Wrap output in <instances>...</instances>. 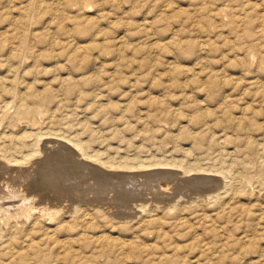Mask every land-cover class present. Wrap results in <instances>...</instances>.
Instances as JSON below:
<instances>
[{
	"label": "rangeland",
	"instance_id": "1",
	"mask_svg": "<svg viewBox=\"0 0 264 264\" xmlns=\"http://www.w3.org/2000/svg\"><path fill=\"white\" fill-rule=\"evenodd\" d=\"M31 1L0 0V202L37 207L0 264H264V0Z\"/></svg>",
	"mask_w": 264,
	"mask_h": 264
},
{
	"label": "bare ground",
	"instance_id": "2",
	"mask_svg": "<svg viewBox=\"0 0 264 264\" xmlns=\"http://www.w3.org/2000/svg\"><path fill=\"white\" fill-rule=\"evenodd\" d=\"M30 1V0H29ZM33 1V0H32ZM31 1V2H32ZM37 1L38 0H36V4H37ZM59 1V0H58ZM62 1H64V0H62ZM68 1H70L69 3H71V0H68ZM80 1V0H79ZM78 1V2H79ZM82 1H84V0H82ZM208 1V0H207ZM214 1V0H213ZM217 0H215L214 1V3L216 2ZM245 1V0H244ZM21 2V1H20ZM65 2H66V5L68 4L67 3V0H65ZM73 2V1H72ZM85 2V1H84ZM230 2V1H229ZM229 2L227 3V4H229ZM238 1H236V3H237ZM42 3V2H41ZM41 3H40V5H41ZM60 3V2H59ZM62 3V2H61ZM81 2H79V4H80ZM86 3V2H85ZM231 3L232 2H230V4L229 5H231ZM235 3V4H236ZM239 3V2H238ZM254 3V2H253ZM9 4V3H8ZM35 4V5H36ZM63 4V3H62ZM72 4V3H71ZM71 4H69V5H71ZM77 4V3H76ZM76 4L73 6V7H75L76 6ZM82 4V3H81ZM80 4V5H81ZM233 4V3H232ZM30 5V4H29ZM179 5V4H178ZM239 5V4H238ZM31 6V5H30ZM62 6V5H61ZM68 6V5H67ZM78 6V5H77ZM76 6V7H77ZM224 6V5H223ZM223 6H221V8L223 7ZM234 6V5H233ZM237 6V5H236ZM235 6V7H236ZM243 6V5H242ZM246 6H247V4H246ZM29 7V6H28ZM36 7V6H35ZM55 7V6H54ZM220 7V6H219ZM27 8V7H26ZM47 8V7H46ZM59 8V7H58ZM58 8L57 9H55V10H58ZM234 10H235V8L234 7H232ZM248 8V7H247ZM51 9H53V8H51ZM60 9H63V8H60ZM59 9V10H60ZM78 9V8H77ZM79 9H81V8H79ZM86 9V8H85ZM219 9V8H218ZM227 9V8H226ZM229 9H231V7L229 8ZM228 9V10H229ZM35 10V9H34ZM38 10H40V9H38ZM58 10V11H59ZM74 10H76V9H74ZM82 10V9H81ZM81 10H80V14H81ZM166 10V9H165ZM164 10V11H165ZM211 10V9H210ZM224 10V9H223ZM245 9H243V11H244ZM29 11V10H28ZM57 11V12H58ZM232 11V10H231ZM230 11V12H231ZM60 12V11H59ZM64 12V11H63ZM66 12V11H65ZM219 12H221V13H224V12H222V11H219ZM226 12V11H225ZM232 12H234V11H232ZM231 12V13H232ZM235 12H236V10H235ZM26 13V12H25ZM35 13H36V11H35ZM79 13V12H78ZM217 13H218V11H217ZM259 13V12H258ZM62 13L60 12V15H61ZM65 14V13H64ZM67 14H68V12H67ZM79 14V15H80ZM224 14H226V13H224ZM234 14V13H233ZM248 14V13H247ZM264 14V13H263ZM28 15V14H27ZM169 15V14H168ZM167 15V16H168ZM223 15V14H222ZM259 15H261V14H259ZM62 16V15H61ZM74 16V15H73ZM239 16V15H238ZM243 16V15H242ZM250 16V15H249ZM264 16V15H263ZM263 16H261L262 18H263ZM67 17H69V16H67ZM66 17V18H67ZM226 17V16H225ZM227 17H229V16H227ZM232 17V16H231ZM235 18H236V16H234ZM62 18H64V16L62 17ZM78 18V17H77ZM80 18V17H79ZM241 18V17H240ZM21 19H24V18H21ZM20 19V20H21ZM26 19V18H25ZM41 19V18H40ZM71 19H72V17H71ZM71 19H69V20H71ZM74 19H76V18H74ZM73 19V21H75ZM83 18H81V20H82ZM238 19V18H237ZM236 19V20H237ZM244 19H245V16H244ZM243 19V21H245L246 22V20H244ZM17 20V19H16ZM68 20V19H67ZM230 20H231V18H230ZM235 20V21H236ZM24 21V20H23ZM26 21V20H25ZM33 21V20H32ZM64 21V20H63ZM228 21V20H227ZM261 22H262V20H260ZM259 21V22H260ZM21 22V21H20ZM71 22V21H70ZM147 22V21H146ZM234 21H231V23H230V26H231V24L233 23ZM260 22V23H261ZM31 23V22H30ZM77 23H78V21H77ZM144 23V22H143ZM149 23V22H148ZM151 23V22H150ZM154 23V22H153ZM14 24V23H13ZM16 24V23H15ZM20 24V23H19ZM72 24V23H71ZM74 24H75V22H74ZM74 24H72V25H74ZM87 24V23H86ZM86 24H83V25H85L84 27H86ZM233 25V24H232ZM260 25H262V24H260ZM17 26H18V23H17ZM24 26V25H23ZM80 26V25H79ZM91 26V25H90ZM94 26V25H93ZM236 26V25H235ZM251 26V25H250ZM83 26L81 27V28H83L84 30H86L85 32H87V29H85ZM229 27V26H228ZM237 27V26H236ZM248 27V26H247ZM18 28H19V26H18ZM26 28V27H25ZM80 28V27H79ZM93 28V27H92ZM249 28H251V27H249ZM72 29V28H71ZM76 29H78V26H77V28ZM244 29V28H243ZM37 30V29H36ZM74 30V29H73ZM24 31V30H23ZM67 31V30H66ZM70 31V30H69ZM83 31V30H82ZM81 31V32H82ZM22 32V31H21ZM25 32V31H24ZM68 32V31H67ZM74 32H75V30H74ZM74 32H73V34H74ZM77 32H79V31H77ZM26 33V36H27V32H25ZM72 33V32H71ZM243 33V32H242ZM249 33V32H248ZM247 32H246V34H248ZM79 34V33H78ZM85 35V34H84ZM260 35V34H259ZM20 36V35H19ZM44 36V35H43ZM83 36V35H82ZM244 36V35H243ZM22 37V36H21ZM20 37V38H21ZM25 36H23V38H24ZM29 37V36H28ZM250 37H251V35H250ZM34 38V37H33ZM41 38V37H40ZM22 39V38H21ZM48 39V38H47ZM249 39V38H248ZM25 39H23V41H24ZM55 40V39H54ZM254 41V40H253ZM67 42V41H66ZM243 43V42H242ZM23 44H25V42L23 43ZM262 44V43H261ZM79 45V44H78ZM203 45V44H202ZM24 46V45H23ZM253 47H255V46H253ZM257 47V46H256ZM18 48H19V46H18ZM28 49H29V47H27ZM80 48H81V46H80ZM202 48V47H201ZM254 49V48H253ZM256 49V48H255ZM34 50V49H33ZM248 50V49H247ZM18 51V50H17ZM28 51V50H27ZM252 51V50H251ZM254 51V50H253ZM16 52V51H15ZM25 52V51H24ZM31 51H29V53H30ZM34 52V51H33ZM12 53V52H11ZM47 53V52H46ZM31 54V53H30ZM16 55V54H15ZM121 55V54H120ZM12 56H13V54H12ZM17 56V55H16ZM37 56V55H36ZM56 56V55H55ZM11 57V56H10ZM18 57V56H17ZM27 57V56H26ZM44 57V56H43ZM248 57V56H247ZM37 58H38V56H37ZM10 59V58H9ZM17 59V58H16ZM31 59V58H30ZM37 60V59H36ZM35 60V61H36ZM21 63V62H20ZM24 64V63H23ZM4 66V65H3ZM34 67V66H33ZM36 67V66H35ZM13 71V70H12ZM9 72V71H8ZM196 73V72H195ZM14 74H16V73H14ZM16 78V77H15ZM18 78V77H17ZM21 78V77H20ZM19 78V79H20ZM64 78V77H63ZM63 78H62V80H63ZM2 79V78H1ZM4 79V78H3ZM6 79V78H5ZM8 79V78H7ZM66 79V78H65ZM17 80V79H16ZM2 80H0V82H1ZM11 81H13V80H11ZM65 81V80H64ZM74 81V80H73ZM259 81V80H258ZM18 82V81H17ZM74 82H76V81H74ZM33 83V82H32ZM65 83V82H64ZM64 83H62V84H64ZM2 84V83H1ZM0 84V85H1ZM3 84H4V82H3ZM3 84L1 85V86H3ZM17 84V83H16ZM66 84V83H65ZM4 85H6V84H4ZM12 85H14L15 86V84H12ZM11 85V86H12ZM78 85V84H77ZM259 85V84H258ZM7 86V85H6ZM9 86V85H8ZM7 86V87H8ZM63 86V85H62ZM18 87H19V85H18ZM223 87V86H222ZM37 88V87H36ZM3 89H5V87H3ZM2 88H1V90H3ZM11 89V88H10ZM16 89V88H15ZM39 89V88H38ZM8 91H9V89H7ZM12 90H13V86H12ZM18 90V89H17ZM16 90V91H17ZM25 90V89H24ZM30 90H31V88H30ZM44 91V90H43ZM4 92V91H3ZM10 92V94H11V92H13V91H9ZM15 92V91H14ZM13 92V93H14ZM32 92V91H31ZM39 92V91H38ZM8 93V92H7ZM4 94V93H3ZM2 94V95H3ZM6 94V93H5ZM16 93H14L13 95H15ZM56 94V93H55ZM1 95V94H0ZM17 95V94H16ZM22 95V94H21ZM24 95V94H23ZM230 96V95H229ZM3 97V96H2ZM16 97V96H15ZM31 97L33 98V99H37V100H39V101H41L42 102V105L45 107V109H49V106H50V104L52 103V101H53V94L51 93V92H47V93H42V94H38V93H32L31 94ZM1 98V97H0ZM12 98L14 99V97L12 96ZM17 98H18V96H17ZM22 98H24L23 96H22ZM18 99H21V98H18ZM31 100V99H30ZM7 101H9V100H7ZM19 101H21V100H19ZM10 102V101H9ZM15 102V101H14ZM54 102V101H53ZM15 103H17V102H15ZM19 104V103H18ZM21 104H23V103H20V105ZM61 104V103H60ZM9 105V104H8ZM59 105V104H58ZM17 106V105H16ZM27 107V106H26ZM52 107V106H51ZM4 108V107H3ZM17 108V107H16ZM24 108V107H23ZM36 108V107H35ZM59 108V107H58ZM18 109V108H17ZM41 109V108H40ZM5 110V109H4ZM3 110V111H4ZM23 110V109H22ZM37 110H38V108H37ZM52 110V109H51ZM137 110V109H136ZM178 110V109H177ZM2 111V110H1ZM6 112H7V110H5ZM10 111V110H9ZM8 111V112H9ZM16 111V110H15ZM24 111V110H23ZM43 111H44V109H43ZM12 113H14V112H12ZM42 113V112H41ZM41 113L39 114V115H41ZM5 114V113H4ZM18 114V113H17ZM16 114V115H17ZM28 115L30 118H35L34 117V114H35V109H34V107H29V108H26V110H25V114L23 113V115L25 116V115ZM37 114V113H36ZM45 114H47L46 112H45ZM174 114H176V112L174 113ZM178 114V113H177ZM1 115H3L2 113H1ZM11 115V114H10ZM13 115H15V114H13ZM15 115V116H16ZM26 115V116H27ZM7 116V115H6ZM12 116V115H11ZM10 116V117H11ZM14 116V117H15ZM25 116V117H26ZM206 116V115H205ZM8 117V116H7ZM17 117V116H16ZM18 117H19V115H18ZM21 117V116H20ZM24 117V118H25ZM207 117V116H206ZM13 118V117H12ZM21 118H23V116L21 117ZM23 118V119H24ZM37 118H38V116H37ZM7 119V118H6ZM9 119H11V118H9ZM2 120H4V118L2 119ZM13 120V119H12ZM11 120V121H12ZM25 120H26V118H25ZM29 120V119H28ZM206 120V119H205ZM5 121V120H4ZM14 121V120H13ZM12 121V122H13ZM24 121V120H23ZM33 121V120H32ZM31 120H30V124H31V122H32ZM85 121V120H84ZM181 121V120H180ZM223 121V120H222ZM222 121H220V122H222ZM11 122V123H12ZM25 122H27V121H25ZM238 122V121H237ZM246 122V121H245ZM14 123H16V126L18 127V125H17V122L16 121H14ZM33 123H35V122H33ZM28 124V123H27ZM225 124V123H224ZM9 125V124H8ZM21 125L23 126V124L21 123ZM20 125V127H22ZM39 125V124H38ZM85 125V124H84ZM89 125V124H88ZM34 126V125H33ZM184 126V125H183ZM11 127H12V125H11ZM20 127H18V129L20 128ZM88 127V126H87ZM181 127H182V125H181ZM181 127H180V129H181ZM28 128V127H27ZM35 128V127H34ZM185 128V126L182 128V130ZM225 128V127H224ZM227 128V127H226ZM7 129V128H6ZM13 129H14V126L12 127V131H13ZM21 129V128H20ZM85 129V128H84ZM88 129V128H87ZM186 129V128H185ZM38 130V129H37ZM24 131H27L26 129L24 130ZM40 131V130H39ZM226 131V130H225ZM35 132V131H34ZM181 132V131H180ZM14 133V132H13ZM15 133H17V132H15ZM20 133V132H19ZM24 133V132H23ZM26 134L28 133V132H25ZM192 133H193V131H192ZM5 134H7V133H5ZM10 134H11V132H10ZM21 134V133H20ZM31 134V133H30ZM15 135V134H14ZM17 135V134H16ZM16 135H15V137H16ZM94 135V134H93ZM5 136V135H4ZM9 137V139H11L10 138V135H8ZM102 136H104V135H102ZM187 136V135H186ZM193 136H195L194 134H193ZM201 138V140L202 139H204V136H200ZM12 138H13V136H12ZM18 138V137H17ZM16 138V139H17ZM23 138V137H22ZM30 138H32V137H30ZM74 138V137H73ZM76 138V137H75ZM74 138V139H75ZM79 138H81V137H79ZM195 137H193V139H194ZM221 139V138H220ZM13 140V139H12ZM24 140V139H23ZM81 139H76V140H74L75 142H76V145L77 146H79L80 148H81V150H82V142L81 141H83V140H81ZM21 139H20V141H19V144L21 143ZM29 141H31V139L29 140ZM70 141V140H69ZM71 141H72V139H71ZM5 142V141H4ZM12 142V141H11ZM25 142V141H24ZM14 143V142H13ZM11 144V143H10ZM16 144V143H15ZM24 144V143H23ZM23 144H21V145H23ZM212 144H213V142H212ZM9 145V144H8ZM26 144H24V146H25ZM29 145H34V144H29ZM7 146V145H6ZM54 146V145H53ZM3 147H5V145L3 146ZM8 147V146H7ZM9 147L11 148V145H9ZM13 147H15V146H13ZM22 147V146H21ZM25 147H27V146H25ZM34 147V146H33ZM85 147H87V146H85ZM6 148V147H5ZM23 148V147H22ZM32 148V147H31ZM35 149H38V148H36V147H34ZM196 148V147H195ZM19 149V148H18ZM24 149V148H23ZM27 149V148H26ZM30 149V148H29ZM28 149V150H29ZM86 149V148H85ZM6 151H7V149H5ZM10 150H12V148L10 149ZM32 150V149H31ZM2 151H4V150H2ZM22 151V150H21ZM27 151V150H26ZM80 151V150H79ZM83 151V150H82ZM81 151V152H82ZM8 152V151H7ZM19 152V151H18ZM38 152V151H37ZM84 152V151H83ZM119 152V151H118ZM21 153H23V152H21ZM20 153V154H21ZM32 153H34V152H32ZM31 153V154H32ZM85 153V152H84ZM9 154V153H8ZM10 154L12 155V152H10ZM9 154V155H10ZM27 154H29V153H27ZM34 154H37V153H34ZM82 154V153H81ZM96 154V153H95ZM99 154V153H98ZM6 155V154H5ZM14 155V154H13ZM25 156H27L26 155V153L24 154ZM84 155V154H83ZM87 155V154H86ZM93 155L94 154H92L90 157H92L93 158ZM100 155V154H99ZM107 155V154H106ZM2 156H3V154H2ZM17 156H19V155H17ZM16 156V157H17ZM21 156H22V158H24L23 157V154H21ZM88 156V155H87ZM95 156V155H94ZM109 156V155H108ZM112 156V155H111ZM120 156V155H119ZM28 157H29V155H28ZM28 157H25L26 158V160L25 161H27L28 160ZM31 158L33 157L32 155L30 156ZM107 157V156H106ZM10 158V157H9ZM34 158V157H33ZM110 158H112V157H110ZM3 159H7V156H6V158H4L3 157ZM12 159V158H11ZM123 159V158H122ZM2 160V159H1ZM1 160H0V164H1ZM10 160V159H9ZM8 159H7V161H9ZM24 160V159H23ZM31 160V159H30ZM114 161V158H112L110 161ZM126 160V159H125ZM130 160H131V158H130ZM3 161V160H2ZM17 161V160H16ZM20 161V160H19ZM24 161V162H25ZM29 161V160H28ZM28 161H27V163H28ZM103 161V160H102ZM116 161V160H115ZM122 161V160H121ZM127 161V160H126ZM30 162V161H29ZM124 162V161H123ZM142 162V161H141ZM4 163V162H3ZM7 163V162H6ZM95 163V162H94ZM113 163V162H112ZM116 163V162H115ZM121 163V162H120ZM144 163V162H143ZM21 164V163H20ZM122 164V163H121ZM113 165V164H112ZM118 165H119V163H118ZM3 166H6V165H4L3 164ZM102 166V165H101ZM120 166V165H119ZM149 166V165H148ZM175 166V165H174ZM0 167H2V166H0ZM122 167V166H121ZM134 167V166H133ZM190 167V166H189ZM3 168V167H2ZM125 168H126V166H125ZM189 172V171H188ZM242 177V176H241ZM243 180V179H242ZM8 183V182H7ZM7 183H5L4 185H3V187H5V188H8L9 189V187L7 186ZM9 185V184H8ZM0 187H2V186H0ZM2 187V188H3ZM161 188H162V191H166V190H168V186H166V185H162L161 186ZM1 189V188H0ZM12 189H14V188H12ZM9 190V193H10V196H8V200H3V201H1L0 202V239L4 236V238H5V232H4V228L6 227V226H8V225H10L11 223H12V221L13 222H15V223H20V221L21 220H23L24 219V221L27 219V218H29V214L31 213V212H37V211H35V210H37V207H36V205H35V196L34 195H29V194H25V193H21V191H15L14 192V190ZM161 190V189H160ZM36 195V194H35ZM212 195L213 194H208V195H206L204 198H205V201H206V199L208 200L209 198H211L212 197ZM214 196V195H213ZM217 196V195H216ZM204 200V199H203ZM211 200V199H210ZM198 201V200H197ZM209 201V200H208ZM203 202V201H202ZM213 203V202H212ZM215 203V202H214ZM204 204V203H203ZM202 204V205H203ZM209 204V203H208ZM156 206V205H155ZM174 206V205H173ZM204 207V206H203ZM161 208V207H160ZM61 209V208H60ZM77 209V208H76ZM159 209V208H158ZM157 209V210H158ZM204 209V208H203ZM45 211L46 210V208H43V209H40L39 210V212H40V214L38 215V218L39 219H50L51 217H52V215L50 214V213H47L46 211V213L45 212H43V211ZM78 210H79V208H78ZM96 210V209H95ZM101 210H103V209H101ZM207 210V209H206ZM75 211H77V210H75ZM81 211H83V208H82V210ZM88 211V210H87ZM105 211V210H104ZM144 211V210H143ZM38 212V213H39ZM67 212V211H66ZM78 212V211H77ZM58 213V212H57ZM79 213V212H78ZM77 213V214H78ZM86 213V212H85ZM90 213V212H89ZM89 213H87V216H88V214ZM151 213V212H150ZM53 214V213H52ZM74 214V213H73ZM76 214V215H77ZM82 214V213H81ZM81 214H78L77 216H74V217H76L75 219L78 221L77 222V224L79 225V226H84V228H87V227H85V225L82 223V219L80 220V218L82 217V215ZM98 214V213H97ZM101 214V213H100ZM32 215V214H31ZM85 215V214H84ZM90 215V214H89ZM70 217H71V215H69ZM170 216V215H169ZM37 217V216H36ZM67 217V216H66ZM80 217V218H79ZM89 217V216H88ZM72 218V217H71ZM85 218H87V217H85ZM59 219V218H58ZM91 219H93V218H91ZM30 220V219H29ZM34 220H36V219H34ZM54 220V219H53ZM68 220V219H67ZM190 220V219H189ZM23 221V222H24ZM109 221V220H108ZM38 222V221H37ZM42 222V221H41ZM74 222V221H73ZM76 222V221H75ZM160 222V221H159ZM14 223V224H15ZM22 223V222H21ZM27 223V222H26ZM35 223V222H34ZM23 224H25V222L23 223ZM23 224H21V225H23ZM30 224H31V222H30ZM33 224V223H32ZM50 224V223H49ZM75 224V223H74ZM111 224V223H110ZM185 224V223H184ZM29 225V224H28ZM27 225V226H28ZM35 225V224H34ZM11 226V225H10ZM14 226L16 227V225H13V226H11L12 228H14ZM41 226H43V225H41ZM45 226V225H44ZM76 226V225H75ZM86 226H88V225H86ZM4 227V228H3ZM24 227V226H23ZM30 227V226H29ZM29 227H28V230H29ZM11 228V229H12ZM21 228V227H20ZM32 228V227H31ZM49 228V227H48ZM56 228V227H55ZM9 229H10V227H9ZM10 229V230H11ZM15 229V228H14ZM17 229V228H16ZM56 230V229H55ZM83 230V229H82ZM8 231V230H7ZM7 231H6V234H7ZM12 231H14V230H12ZM32 231H33V228H32ZM52 231H53V229H52ZM11 232V231H10ZM15 232H16V230H15ZM54 232H56V231H54ZM84 232V231H83ZM12 234V233H11ZM56 235V234H55ZM102 235V234H101ZM100 235V236H101ZM9 236V235H8ZM11 237V236H10ZM116 238V237H115ZM27 240V239H26ZM2 243H3V241H2ZM1 243V244H2ZM121 243V242H120ZM122 243H123V241H122ZM32 244H33V242H32ZM121 245V244H120ZM119 245V249H121L122 250V246H120ZM3 246V245H2ZM3 250V249H2ZM14 256H12V258H13ZM15 260V259H14ZM9 261H12L13 262V260H9ZM16 261V260H15ZM19 262V261H18ZM11 263V262H10ZM10 263H8V264H10ZM20 263V262H19ZM163 263V262H162ZM168 263V262H167Z\"/></svg>",
	"mask_w": 264,
	"mask_h": 264
}]
</instances>
